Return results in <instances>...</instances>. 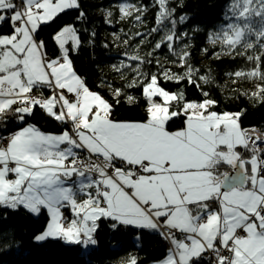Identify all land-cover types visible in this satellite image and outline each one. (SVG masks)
<instances>
[{"label": "snow or ice", "instance_id": "6c2138e0", "mask_svg": "<svg viewBox=\"0 0 264 264\" xmlns=\"http://www.w3.org/2000/svg\"><path fill=\"white\" fill-rule=\"evenodd\" d=\"M156 2L161 27L151 32L167 31L154 50L167 47L184 74L166 67L143 72L152 53L113 66L122 78V69H133L126 87L139 88L147 104L144 119L118 120L112 103L75 69L81 29L67 24L52 35L55 57L39 35L70 11L84 21L82 0H0V124L9 115L21 122L0 135V208L47 210L50 220L36 241L61 239L88 249L98 244V221L104 219L114 231L133 227L167 241L157 264H264V130L243 127L242 113L215 110L218 101L193 78L191 53L174 47L188 35L176 31L186 16L176 17L171 0ZM227 8L226 23L207 38L219 48L217 59L228 55L251 65L229 75L233 84L251 82L253 90L243 95L264 104V0H228ZM131 9L141 21L142 8L125 3L117 9L120 18L132 16ZM161 76L192 83L204 98L190 101L183 92H169L160 86ZM199 80L209 82L207 76ZM102 83L117 104L122 97L137 102L122 87ZM36 107L64 130L50 134L24 126ZM180 117L182 126L170 130ZM128 264H138L137 257Z\"/></svg>", "mask_w": 264, "mask_h": 264}, {"label": "trees", "instance_id": "16d2710c", "mask_svg": "<svg viewBox=\"0 0 264 264\" xmlns=\"http://www.w3.org/2000/svg\"><path fill=\"white\" fill-rule=\"evenodd\" d=\"M121 3L142 8L141 21L135 20V9H131L132 16L122 20L121 13L117 10ZM82 4L87 13L84 21H76L77 12L70 11L61 15L54 23L42 27L39 35L47 43L48 55H59L58 47L51 39L52 35L62 26L75 23V26L81 29L84 41L78 53H74L72 57L78 74L86 79L93 91L99 92L112 103L115 119H144L147 104L141 90L126 87V84L135 78L133 69H122L125 73L122 78L113 66L120 65L121 62L134 64L128 59L130 55L138 53L145 57L152 53L148 57L152 63L141 66L143 72L158 73L162 67H166L184 74L179 64L172 62L178 57L167 47L154 50L155 43L167 31L161 29L159 32H151L152 28L161 27L156 23V0H82ZM227 4L228 0H171L170 6L175 8L176 17L187 18L185 23L177 24L176 31L188 35L175 41L174 47L177 52L185 49L191 53L190 64L196 70L193 78L201 84L204 91L210 93L211 98L218 101L216 111L242 113L240 123L243 127L255 126L264 130V104L253 102L243 95L245 91L253 90L251 82L238 81L233 84V78L229 75L239 69L247 70L251 65L243 58L233 59L228 55H221L217 59L215 53L219 48L214 47L207 38L212 31L226 23ZM109 11L112 13L110 17ZM93 32L96 33L94 38L91 37ZM137 33L143 35L137 36ZM124 40H128V44L123 43ZM204 48L208 49L207 53L203 51ZM201 76H207L209 82L199 80ZM102 82L122 87L127 95L135 97L137 102L129 103L122 97L117 104L112 95V88ZM160 86L169 92H183L190 101L204 98L192 83H176L161 76ZM44 94L50 95V91L44 89ZM20 123L9 115L7 123L0 124V135L7 136L10 132L18 130ZM29 124L51 134H59L65 128L64 124L39 107L25 118L24 126ZM182 124L183 117L175 119L170 122V130H175ZM67 215L66 213V217ZM48 220L46 210L33 215L23 208L18 211L0 208V264H128L131 256L137 257L138 264H152L162 260L167 252L168 243L158 234L133 227H121L114 231L110 227L111 222L104 219L98 221V244L88 249L67 244L61 239H47L38 243L35 237L45 230ZM137 236L141 239L138 240Z\"/></svg>", "mask_w": 264, "mask_h": 264}, {"label": "crops", "instance_id": "0c3cea01", "mask_svg": "<svg viewBox=\"0 0 264 264\" xmlns=\"http://www.w3.org/2000/svg\"><path fill=\"white\" fill-rule=\"evenodd\" d=\"M46 112V111H45ZM51 134V133H50ZM47 211V210H46ZM63 212H64V215L66 216V213L68 214L67 216H68V218L69 219H71L72 218V213L70 212V210H68V209H63L62 210ZM33 215H37V214H35V213H32ZM66 243V242H65ZM67 244H69V243H67ZM157 263V262H156ZM153 264V263H152Z\"/></svg>", "mask_w": 264, "mask_h": 264}, {"label": "rangeland", "instance_id": "374dc122", "mask_svg": "<svg viewBox=\"0 0 264 264\" xmlns=\"http://www.w3.org/2000/svg\"><path fill=\"white\" fill-rule=\"evenodd\" d=\"M47 213H48V212H47ZM48 215H49V213H48ZM49 220H50V216H49ZM49 220H48V222H49ZM46 227H47V226H46ZM45 230H46V228H45ZM45 230H44V231H45ZM44 231H43V232H44ZM43 232H42V233H43ZM42 233H41V234H42ZM49 239H53V238H49ZM35 241H36V240H35ZM36 242L41 243V242H43V241H36ZM153 264H157V263H153Z\"/></svg>", "mask_w": 264, "mask_h": 264}]
</instances>
